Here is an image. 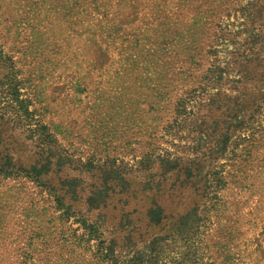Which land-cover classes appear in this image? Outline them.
I'll return each instance as SVG.
<instances>
[{"label":"rangeland","instance_id":"obj_1","mask_svg":"<svg viewBox=\"0 0 264 264\" xmlns=\"http://www.w3.org/2000/svg\"><path fill=\"white\" fill-rule=\"evenodd\" d=\"M0 264H264V0H0Z\"/></svg>","mask_w":264,"mask_h":264}]
</instances>
